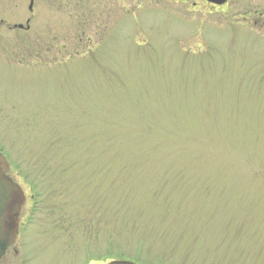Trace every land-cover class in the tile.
<instances>
[{
    "label": "rangeland",
    "instance_id": "1",
    "mask_svg": "<svg viewBox=\"0 0 264 264\" xmlns=\"http://www.w3.org/2000/svg\"><path fill=\"white\" fill-rule=\"evenodd\" d=\"M125 1L0 0V264H264V32Z\"/></svg>",
    "mask_w": 264,
    "mask_h": 264
},
{
    "label": "flooded vegetation",
    "instance_id": "2",
    "mask_svg": "<svg viewBox=\"0 0 264 264\" xmlns=\"http://www.w3.org/2000/svg\"><path fill=\"white\" fill-rule=\"evenodd\" d=\"M36 0H31L34 4ZM102 1V5L100 4L101 12L106 8L105 1ZM116 5L118 8H113V15L116 14H125L131 15L132 11L137 7L135 4L131 5V2L127 3L128 7H124L121 4L126 3L125 0H116ZM168 0H162V2H166ZM171 4L182 5L185 8L187 13H195L201 14L202 12H206L209 14H221L224 16H231L233 13L237 16H240L239 23L246 28L250 32H264V0H169ZM221 1L220 4L216 2ZM113 4L116 2H112ZM105 4V5H104ZM122 7V8H120ZM136 7V8H135ZM135 8V9H133ZM164 10L172 11L170 7ZM33 10H28V12H32ZM184 11V10H183ZM34 12V11H33ZM57 14V13H55ZM59 14V13H58ZM83 15V13H80ZM30 20H26L28 22ZM25 22V23H26ZM0 25H3V21H0ZM9 29H14L13 27H9ZM12 249V248H11ZM8 252V251H7Z\"/></svg>",
    "mask_w": 264,
    "mask_h": 264
},
{
    "label": "water",
    "instance_id": "3",
    "mask_svg": "<svg viewBox=\"0 0 264 264\" xmlns=\"http://www.w3.org/2000/svg\"><path fill=\"white\" fill-rule=\"evenodd\" d=\"M216 3L220 4L221 1ZM16 28L22 29L23 27L16 26ZM7 171V164L0 155V260L4 256L6 250L15 242L17 234L15 223L11 221V223L6 224L5 221L9 216H12L13 213L18 211L20 201L19 189L5 176Z\"/></svg>",
    "mask_w": 264,
    "mask_h": 264
}]
</instances>
